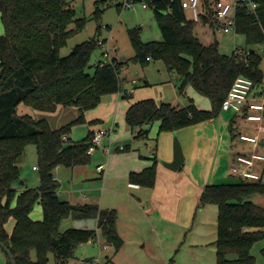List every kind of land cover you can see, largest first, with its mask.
I'll list each match as a JSON object with an SVG mask.
<instances>
[{"label": "trees", "instance_id": "obj_1", "mask_svg": "<svg viewBox=\"0 0 264 264\" xmlns=\"http://www.w3.org/2000/svg\"><path fill=\"white\" fill-rule=\"evenodd\" d=\"M71 2L0 0L4 28L0 35V242L9 248L16 264H48L50 254L54 256L55 264H68L78 245L97 238L98 232L94 229L69 227L60 231L61 222L68 217L97 219L99 234L115 250L123 242L116 228L115 209L61 200L57 195L59 182L53 177L54 169L59 165L72 167L90 161L86 151L93 132L89 131L77 141H72L69 133L74 125L85 123V110L98 105L104 95L120 91V73L127 61L117 58L113 64L101 65L99 60L90 63L101 26L99 3L93 12L97 21L95 35L76 44L68 55L59 56V49L86 21L76 17ZM181 2L148 1L162 37L143 41L140 27L127 29L134 50L132 60L142 65L150 60L163 61L178 75L179 93L190 85L209 99L211 108L200 109L193 101L178 108L151 98L139 100L131 104L125 114L126 123L137 129L136 137H146L147 130L141 127L155 121L159 122L158 131L162 132L215 119L237 76L250 77L264 92V70L259 68L262 50L242 47L244 53L248 51L247 56L242 57L235 52L221 53L217 41L203 44L194 32L195 21L187 17ZM255 2L254 10L238 7L235 33L244 36L246 45L257 46L264 45V0ZM203 19L211 24L209 18ZM70 24L73 27L70 28ZM21 103L47 112L60 105L74 106L79 114L53 128L46 119L17 114L16 108ZM238 116L230 119L231 127ZM29 143L36 146L39 185L17 190L13 185L19 179L17 163ZM157 162L154 154L150 166L129 173V181L153 187ZM255 194H264L261 180L242 179L236 183L204 186L196 206H217L214 242L217 264H255L251 249L264 239V206L248 199ZM36 204L41 206L39 220L30 216ZM10 218L14 224L8 232L5 224ZM53 239L58 240V244L55 245ZM32 253L35 259H32ZM5 257L6 264H10L6 254Z\"/></svg>", "mask_w": 264, "mask_h": 264}, {"label": "crops", "instance_id": "obj_2", "mask_svg": "<svg viewBox=\"0 0 264 264\" xmlns=\"http://www.w3.org/2000/svg\"><path fill=\"white\" fill-rule=\"evenodd\" d=\"M186 15L191 18L187 11ZM201 22L212 28L211 24L203 17ZM217 42L219 44V41ZM236 48L235 46L234 49ZM116 56L118 59L123 57L121 60L126 59L124 55L116 53ZM166 71L170 75H174L167 67ZM148 73L149 71H146V74L143 72L144 79L138 85L139 87L152 88L150 86L157 82H151L149 78H146ZM135 75H138V72H135ZM121 79L119 92L104 95L98 105L83 113L85 118L83 125L87 126L85 136L89 131L94 134L100 128L108 130V134L102 138L100 145L89 154L90 161L87 164L72 167L59 165L54 169L53 176L59 182L57 195L61 200L73 204L93 203L102 209L117 211L116 228L123 241L118 250H115L111 244H107L104 237L99 234L97 219H87L89 221H82L80 224H75V221L71 222L73 227L97 230V238L90 241H97L99 244L102 242L101 246L106 250L111 248V252L105 253L107 256L105 255L104 264H122L117 256L124 251L126 244H128V252L134 250L131 247L132 242H143L141 246L146 248L149 239L144 235V230H148L156 238L160 254L171 253L172 247L169 248L165 242H162L164 231L172 223L179 224L177 229L180 228L181 231L188 227L190 214L196 207L206 184L236 183L242 180V177L232 173L233 167L253 172L258 175V178L254 180L264 182V159H254L250 166L242 164L237 159L239 155L250 157L253 152L264 155V132L259 129L261 123L246 121L240 114L228 110L221 111L215 119L175 131L159 132V122L155 121L141 127L147 130L146 137H136L137 129H132L126 123L125 114L128 107L139 100L151 98L157 103H171L178 108L193 101L198 108L205 110H208L206 109L207 103L194 89L190 91V86L186 88L184 95L176 93V80L179 81V77L176 78L175 84L170 83V93H147L146 90L149 89H142L141 93H135L136 96H133L136 98L135 102L131 103L132 100L126 101V99L132 97L135 86L128 90L124 82L126 77L123 76ZM130 82L136 83V77L132 78ZM258 88L260 89V85ZM71 107L76 118L79 111L76 107ZM58 108L60 107L57 106L54 112ZM62 111L64 112L65 109ZM234 115L239 116L231 127L229 123ZM43 119L49 121V115L45 114ZM59 125H63L62 122ZM240 134L256 136L257 143L253 144L250 141L242 140ZM174 137L179 141L184 156L183 163L177 170L167 168L160 162V160L171 161L173 159ZM69 138L71 139L70 136ZM103 145H109L108 152L103 151ZM121 145L122 149H120ZM155 145L156 148H154ZM154 154L157 159L160 157L156 165L154 186L145 187L131 183L128 178L129 173L141 171L150 166L153 163ZM33 169H37V167L33 165ZM19 183L22 187L17 190L34 188L24 185L23 181ZM38 183L35 187L39 185ZM248 199L264 206V194H255ZM141 246L140 248H142ZM198 246L200 245L194 244L192 247L198 248ZM213 250L216 253L215 243ZM148 251H151V253L148 252L151 255L158 254L151 247L148 248ZM108 255L111 256L108 257ZM92 261L85 264H91ZM95 264H99V262L96 261Z\"/></svg>", "mask_w": 264, "mask_h": 264}, {"label": "rangeland", "instance_id": "obj_3", "mask_svg": "<svg viewBox=\"0 0 264 264\" xmlns=\"http://www.w3.org/2000/svg\"><path fill=\"white\" fill-rule=\"evenodd\" d=\"M100 1L102 0H72L71 6L76 12V17L84 18L86 21L83 27L71 35L67 39L66 44L59 49V56L68 55L76 44L95 35L97 21L95 17H93V12L96 9L97 3H99L98 7L102 10V12L100 14L101 26L98 38H107L118 45L117 54L124 55L127 59L123 69L121 70L120 77H126L124 82L128 87V90H131L130 87L135 86V91L132 93V97H127L126 101L132 100L131 103L135 102L134 100L136 98H133V96H136L135 93H141V91H143L142 89H149L146 90L147 93H170V83L175 84V80L178 75L174 72V75H170L166 71V66L163 61L150 60L146 64L142 65L139 62H133L132 60L134 50L128 38L127 29L140 27V36L143 41L160 40L162 37L160 28L154 18L153 10L148 5V1L150 0H106V3ZM124 2L130 3L129 6L122 5ZM118 4H120V6ZM198 7L199 10L202 11L201 6L199 5ZM185 10L192 19L190 8H186ZM71 27H73V24H70V28ZM194 31L203 44H209L215 39L216 41H219V50L225 54L235 52V46L246 47L248 49L252 48L257 51L262 49V61L259 68L264 70V45H246L243 35L214 32L211 27L201 22V20L195 21ZM3 33L4 28L0 18V35ZM100 54V48L96 47L91 55L90 63H95L98 59L100 60ZM88 69L90 72L92 71L90 68ZM146 71H149L148 77L146 78H149L151 82L157 81L155 84L150 86L152 88H142L138 86L144 79L143 72L146 74ZM135 72H138V75H135ZM135 77L136 83H131V79ZM176 81L177 84L175 86V92L179 93L177 85L180 82V79L179 81ZM188 86L190 85L185 87L184 92ZM190 91H193L191 86ZM184 92L179 94L182 96L185 94ZM200 97L202 100L206 101V109H210V102L208 98L202 95ZM59 107L60 108H58L55 112H47L35 110L32 107L21 103L17 106L16 112L21 115L28 114L35 119H42L45 114L49 115V121L47 119L46 120L49 122L51 127L55 128L60 126L59 124H61V122L62 124H65L66 122L73 120L76 116L71 106L60 105ZM63 109H65L64 112L62 111ZM86 132L87 126L78 124L72 127L69 136L72 140H80L85 136ZM144 141L146 142L145 139ZM159 158L160 157H158V159ZM18 162L19 180L14 182V187L16 189L21 188L22 186L19 182L22 181L26 186L35 187L39 182L38 169H33V165L37 166V152L35 144L29 143L26 145ZM30 216L34 220L41 219L40 204L35 205ZM217 216L218 209L216 204H206L200 208H197L196 206L190 214L189 225L184 231H181L180 228L177 229L179 224L175 225V223L172 222V225L164 231L162 242H165L167 247H172L171 253H166L165 255L160 254L158 248L159 243L156 241V238L153 234L149 233L148 230H144V235L149 239L146 244V248H143V245L141 246L143 242H132L131 247L134 250L128 252V244H126L124 251L117 256L118 260L122 264H217L216 254L213 250V241L216 239ZM87 219L91 218L74 219L68 217L61 222L59 230L63 231L69 227L77 228L73 227L71 223L72 221H75V224H80L82 221H89ZM13 224L14 220L10 218L5 224L6 230L11 232ZM194 244L200 246H198V248L192 247ZM101 245H103V243L101 242V244H99L97 241L81 243L74 249L73 256L68 260V264H85L90 260L97 261L99 264H104L106 259L105 253L111 252V248L106 250V248H102ZM140 246L142 248H140ZM149 247L156 250L158 254H149L151 253V251H148ZM251 253L255 257V264H264V239L259 240L253 245ZM31 256L32 259H35L34 253H32ZM110 256L111 255H108V257ZM0 264H6V257L1 248ZM48 264H55L54 256L52 254L49 255Z\"/></svg>", "mask_w": 264, "mask_h": 264}, {"label": "built area", "instance_id": "obj_4", "mask_svg": "<svg viewBox=\"0 0 264 264\" xmlns=\"http://www.w3.org/2000/svg\"><path fill=\"white\" fill-rule=\"evenodd\" d=\"M130 3L124 2L122 5L129 6ZM183 8H190L193 21H200L202 17H207L211 21V26L215 32L229 33L236 32V11L238 7L245 6L250 10L256 8L255 0H188L182 1ZM201 6L202 11L198 6ZM97 47L100 48L101 58L100 64H113L117 59L116 53L118 51V45L115 42L104 39H97ZM245 51L241 47H237L235 53H238L242 57H246L248 51ZM246 54L245 56H243ZM262 93V94H257ZM233 110L237 114H240L242 118L249 122L261 123L260 131L264 132V92L258 88V85L250 77L237 76L229 90L226 97L222 102L221 111ZM255 112V113H253ZM108 134L106 128H100L97 130L91 139L90 145L87 148L86 153L91 154L99 145L104 136ZM240 138L245 141H250L253 144L257 143L258 138L253 135L240 134ZM123 146H120L122 149ZM103 151H109V145L102 146ZM238 161L246 166L253 164L254 159H264V155L253 152L250 157L239 155ZM232 173L239 175L243 179L254 180L258 178V175L247 171L240 170L236 167L231 169ZM96 261H92L91 264H95Z\"/></svg>", "mask_w": 264, "mask_h": 264}, {"label": "water", "instance_id": "obj_5", "mask_svg": "<svg viewBox=\"0 0 264 264\" xmlns=\"http://www.w3.org/2000/svg\"><path fill=\"white\" fill-rule=\"evenodd\" d=\"M121 59H123V57H121ZM183 153H182V149H181V145L179 143V141L177 140L176 137H174L173 139V159L171 161H163L160 160L161 164H163L164 166H166L167 168H170L172 170H177L181 164L183 163ZM54 244H58V240H54ZM0 248L5 252V254L8 256L10 264H16L15 259L11 253V251L9 250V248L3 244L2 242H0Z\"/></svg>", "mask_w": 264, "mask_h": 264}]
</instances>
